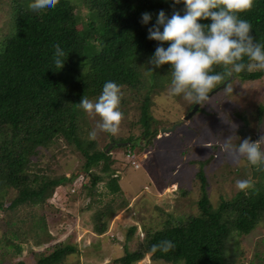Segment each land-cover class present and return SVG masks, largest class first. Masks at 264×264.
<instances>
[{
  "label": "rangeland",
  "instance_id": "374dc122",
  "mask_svg": "<svg viewBox=\"0 0 264 264\" xmlns=\"http://www.w3.org/2000/svg\"><path fill=\"white\" fill-rule=\"evenodd\" d=\"M11 6L9 0H0V46L11 22ZM76 13L77 29L81 31L87 11L81 6ZM145 67L139 65L138 69ZM149 69L142 71L140 88L121 87L122 119L116 135L97 131L96 139L89 140L88 132L99 117L83 111L79 116L78 134L85 142L93 141L92 149L105 150L114 143L107 151L111 157L108 170L116 179L117 188L110 191L104 180L89 193L83 186L88 181L87 174L80 169L83 155L62 138L40 147L28 172L46 178H69L49 189L45 200L13 208L8 204L17 189H7L4 208L0 209V264L33 263L52 246H70L72 240L79 256L67 254L59 264H115V258L138 248L147 231L161 228L167 220L180 222L198 214L203 179L205 193L216 206L221 199H229L237 192L235 180L251 178L255 165L243 159L233 162L218 146L230 134L234 145L245 136L252 140L264 136V108L258 111L264 105V75L254 80H241L233 74L225 77L209 91L218 87L191 117L184 119L194 104L182 96H167L170 74L164 70L155 76L153 69ZM146 96L147 124L150 131L157 132L150 141L141 134L143 125L138 121L140 103ZM232 124L238 125L239 137ZM173 125V130L162 132ZM138 137L144 141L140 143L142 147L137 143ZM130 140L131 145L127 143ZM119 142L124 144H116ZM103 164L101 160L89 166V170L102 173ZM263 169L251 180L256 181L259 176L264 179ZM107 204L111 205V214L98 220V212H108ZM41 219L40 229L36 225L41 224ZM95 223L105 225L102 233L93 230ZM228 244L226 250L234 254L232 264H264V219L248 233H233ZM133 264L170 263L146 253Z\"/></svg>",
  "mask_w": 264,
  "mask_h": 264
},
{
  "label": "trees",
  "instance_id": "16d2710c",
  "mask_svg": "<svg viewBox=\"0 0 264 264\" xmlns=\"http://www.w3.org/2000/svg\"><path fill=\"white\" fill-rule=\"evenodd\" d=\"M9 2L11 22L0 46V209L4 208L3 198L9 187L17 189L8 204L13 208L45 200L49 189L69 178L64 175L46 178L28 172L39 148L49 146L56 138H62L83 155L80 169L87 174L88 181L83 186L89 193L104 180L107 188L114 191L116 179L108 170L110 153L92 149L93 141L85 142L78 134L82 110L77 103L82 97L98 96L108 80L132 90L140 88L142 71L148 67L155 76L164 70L171 76L167 64L160 68L148 64V58L160 42L147 39V29L159 10L163 9L169 16L172 11L182 14L183 4L171 5V0H58L53 9L38 14L29 10L30 0ZM81 6L85 7L87 18L79 31L76 9ZM143 12L152 14L147 25L139 22ZM238 15L251 23L250 34L264 44V0H253L252 7ZM167 43L163 46L167 47ZM54 44L66 54L61 69L53 64ZM139 65L147 67L138 69ZM224 70L219 65L212 68L214 72ZM263 75L259 71L233 74L241 80H254ZM147 98L140 103L138 121L143 125L141 134L150 141L157 132L150 131L147 124ZM263 108L262 104L258 111ZM138 140L139 145L144 143ZM127 143L131 145L132 141ZM101 160H104L100 168L103 174L89 170V166ZM30 174L33 176L29 177ZM198 175L203 178L201 171ZM251 181L254 194L237 191L214 206L205 193L203 179L198 214L180 222L167 220L161 228L147 231L138 248L126 251L114 263L133 264L150 253L152 258L170 264H232L234 254L226 250L230 245L228 237L233 233H248L264 219V179L259 176ZM106 206L108 212L106 209L98 212V220L104 214H111V205ZM36 226L41 229L43 220ZM104 227L95 223L93 230L100 234ZM164 239L174 241L175 249L167 253L153 252L152 245ZM52 247L35 262L19 261V264H59L74 250L60 243Z\"/></svg>",
  "mask_w": 264,
  "mask_h": 264
},
{
  "label": "clouds",
  "instance_id": "9594fccd",
  "mask_svg": "<svg viewBox=\"0 0 264 264\" xmlns=\"http://www.w3.org/2000/svg\"><path fill=\"white\" fill-rule=\"evenodd\" d=\"M57 2L30 0L28 8L38 14L45 13L53 9ZM177 4H183L182 14L181 11H172L169 16L163 9L159 10L154 23L147 29L146 37L160 42L147 62L154 68L168 65L171 79L167 96H182L184 100L198 104L206 100L209 91L226 76L242 71L264 73V44L250 34L251 23L238 15L250 9L253 0H171V5ZM150 20L151 13H141L139 22L142 25H147ZM202 20L209 22L200 23ZM164 42H168L167 47L163 46ZM53 49V64L61 69L66 54L58 44H54ZM214 65L225 70L214 72ZM121 96V86L108 80L94 101L82 97L77 103L87 115L99 117L95 127L88 132L89 140L96 139L97 131L113 136L118 133L122 119L119 108ZM232 128L236 134L238 125L232 124ZM262 145L264 136L260 135L256 140L245 136L234 145L230 134L222 138L218 147L233 162L243 159L249 165L264 168ZM234 187L245 195L253 191L251 178L235 180ZM175 247L174 241L164 239L153 244L151 250L167 253Z\"/></svg>",
  "mask_w": 264,
  "mask_h": 264
},
{
  "label": "water",
  "instance_id": "95a60500",
  "mask_svg": "<svg viewBox=\"0 0 264 264\" xmlns=\"http://www.w3.org/2000/svg\"><path fill=\"white\" fill-rule=\"evenodd\" d=\"M217 88L218 87H216L215 89H213L211 92H209L208 93V96L209 95H211L214 91H216L217 90ZM201 103V102H200ZM200 103H198V104H194L193 105V107H192V109L184 116V119H189L190 117H191V115L197 110V108L199 107V105H200ZM175 128V125H173V126H171V127H169V128H166V129H162V132L164 131V132H169V131H171V130H173ZM114 143H112L109 147H107L106 149H105V151L107 152L108 151V149L113 145ZM116 144H124V143H121V142H119V143H116ZM260 170V168H258L257 166L255 167V168H253L252 169V173H251V178H254V177H256L257 176V173H258V171Z\"/></svg>",
  "mask_w": 264,
  "mask_h": 264
},
{
  "label": "crops",
  "instance_id": "0c3cea01",
  "mask_svg": "<svg viewBox=\"0 0 264 264\" xmlns=\"http://www.w3.org/2000/svg\"><path fill=\"white\" fill-rule=\"evenodd\" d=\"M102 235V234H101ZM75 244H76V242L75 241H73L72 240V244L70 245V246H72L73 248H74V250L72 251V252H70V253H72V254H75V255H78V251H77V249H75ZM69 253V254H70ZM67 256V255H66ZM79 256V255H78ZM67 260V259H66Z\"/></svg>",
  "mask_w": 264,
  "mask_h": 264
},
{
  "label": "built area",
  "instance_id": "2783aa9c",
  "mask_svg": "<svg viewBox=\"0 0 264 264\" xmlns=\"http://www.w3.org/2000/svg\"><path fill=\"white\" fill-rule=\"evenodd\" d=\"M128 156H130V153H128Z\"/></svg>",
  "mask_w": 264,
  "mask_h": 264
}]
</instances>
